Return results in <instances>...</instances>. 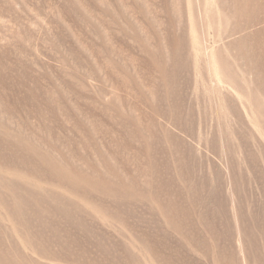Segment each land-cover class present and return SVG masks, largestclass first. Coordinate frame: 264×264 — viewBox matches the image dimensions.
<instances>
[{"label": "rangeland", "instance_id": "374dc122", "mask_svg": "<svg viewBox=\"0 0 264 264\" xmlns=\"http://www.w3.org/2000/svg\"><path fill=\"white\" fill-rule=\"evenodd\" d=\"M0 264H264V0H0Z\"/></svg>", "mask_w": 264, "mask_h": 264}]
</instances>
